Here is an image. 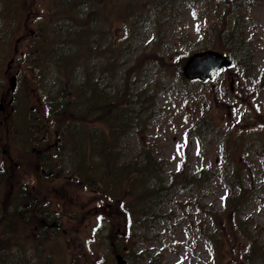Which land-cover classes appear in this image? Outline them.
Returning a JSON list of instances; mask_svg holds the SVG:
<instances>
[{"label": "rangeland", "instance_id": "rangeland-1", "mask_svg": "<svg viewBox=\"0 0 264 264\" xmlns=\"http://www.w3.org/2000/svg\"><path fill=\"white\" fill-rule=\"evenodd\" d=\"M230 1L179 0L173 9L175 19L167 28L158 25L160 19L154 14L136 22L131 31L118 23L106 39L96 38L101 42L97 51L109 48L110 53H118L116 64L107 66L99 55L89 62L88 74L80 69L72 75L73 90L89 76L90 84L107 97L122 89L129 90L130 96L144 92L152 97L143 114V126L128 130L116 142L118 158L128 162L138 159L140 163L151 152L159 164L158 179L170 188L165 199L140 218L138 213L126 215L121 201L104 198L100 190L109 189L89 186L80 162L83 157L70 141L60 145L61 156L55 159L56 153L47 152L48 145L57 140L52 131L43 150L28 137L32 127L28 120L34 116L38 127L45 119L49 127L61 129L55 110L47 104L59 89L58 76L46 74L36 83L35 72L25 62L24 50L17 52L18 46L16 54L5 58L4 64L0 62V173L9 171L16 179L23 175L31 196L49 205L60 216L64 230H69L66 236L49 233L37 241L33 223L18 225L16 232H21L28 246L24 253L27 264H116L111 244H120L127 251L128 264H248L249 260L243 261V251L250 240L264 248V0H244L237 7L243 14L244 38L252 54L248 77L234 65L211 81H189L179 67L180 59L206 43L208 30L228 13ZM24 2L30 4L31 0ZM40 6L36 2L35 9ZM21 38L18 35L17 40ZM148 55L159 57L160 62ZM141 56L146 61H139ZM136 61L138 65L126 81V70ZM13 75L18 76L14 94L10 93ZM12 96L14 104L9 105ZM24 130L28 131L26 138ZM64 133L59 134L63 141ZM97 160L102 171L101 156ZM3 166L6 170L1 172ZM78 166L79 173L70 171ZM43 170L54 174L47 178ZM179 173L198 182L172 186ZM156 183L159 180L151 182ZM240 186L248 192V201L239 211L242 229L237 231L239 224L228 222L223 231L226 236L218 237L220 254L212 236L218 232L216 222H227L228 215L215 216L226 210V200L237 196ZM6 197L1 188L0 202L7 204ZM128 232L131 240L123 243L130 239ZM113 236L124 237L119 241Z\"/></svg>", "mask_w": 264, "mask_h": 264}, {"label": "trees", "instance_id": "trees-1", "mask_svg": "<svg viewBox=\"0 0 264 264\" xmlns=\"http://www.w3.org/2000/svg\"><path fill=\"white\" fill-rule=\"evenodd\" d=\"M178 1L31 0L30 4H26L24 0H0V62L5 61L4 59L10 54H14L15 46H18L21 48L19 50H24L26 63L31 65V70L37 72L36 82L44 80L46 74L48 77L58 76L60 81L64 79L63 83L71 82L72 75L77 73V70L82 69L88 74L89 62L99 55L106 61L107 66L116 64L115 58L118 53H110L109 48L102 51L99 48L97 51L96 47L101 45L100 41L96 42L97 37L100 40L106 39L110 28L118 23L125 25L131 31L136 26V22L147 19L146 16L151 14L158 15L159 26L170 27L175 19L173 9ZM36 2L41 6L35 9ZM243 2L244 0L230 1L228 13L218 22L213 23L206 34V43L200 49H194V52L209 48L228 52L248 72L253 66L252 54L250 44L244 38L243 15L237 11V7ZM35 11H38V17L32 22ZM31 30L34 33H31ZM21 31L22 34H18ZM18 35H22L20 40H17ZM149 57L160 62L159 57ZM139 61L144 62L146 58L141 56ZM183 62L184 59H181L180 65ZM136 65H138L137 61L126 70V81L129 80ZM89 83L90 79L87 78L78 90L71 89L72 98L69 100L62 90L50 98V105L54 106L57 114L55 121L68 135L65 136L64 143L70 138L74 147L80 148L79 152L84 159L81 162L90 187L96 185L95 188H109L108 192L100 190V193H104L107 198L114 201L121 200L125 207H129L128 199L132 198L133 214L138 213L139 218L143 215L147 216L153 205L165 199L164 196L170 188L165 187L158 179L159 164L151 156V152H146L140 163L137 162L138 160L120 162L116 142L128 129L136 130L143 126V114L151 106L152 97H147L144 92L130 96L129 90L127 92L124 89L107 97L103 90L99 92L95 85ZM41 122L40 127L32 122V127L28 128L31 132L30 136L28 131L25 133L27 128L25 123L22 136L25 138L28 136L33 141L40 137L39 142L42 143L43 138L50 135L51 129L43 120ZM97 122L100 123H98L99 129L95 126ZM90 124L92 125L89 126ZM100 156L103 161L102 171L97 162ZM6 177L4 176L2 183L7 188L6 201H9L10 205L1 203L0 264H27V257L22 253L23 242L18 239L16 232L17 219L20 218L16 212V205L13 204L16 198L13 192L8 193L9 188L14 185V179L11 176L8 179ZM187 179L183 173H179L174 176L172 186L198 182V179ZM153 180H159V183L152 185ZM34 201L36 199L25 191L20 192L19 202L22 206L26 207L29 202ZM247 201L248 192L241 188L237 196L227 199L226 210L215 216L216 219H220L221 216L228 215L227 222H216L218 232L212 236V241L220 254L222 241L218 237L226 236L223 231L228 229L229 223L230 225H233L232 222L238 223L237 231L242 229L239 211L245 207ZM35 207L32 205L33 209ZM45 215L54 217L50 213ZM36 218H32L36 222L35 226L41 225L39 217ZM113 238L120 241L122 236L117 239L113 236ZM116 248L122 251L120 244H116ZM243 257H245L243 261L249 260L248 264H254L257 260V264H264V248L257 241L250 240L247 249L243 251Z\"/></svg>", "mask_w": 264, "mask_h": 264}, {"label": "water", "instance_id": "water-1", "mask_svg": "<svg viewBox=\"0 0 264 264\" xmlns=\"http://www.w3.org/2000/svg\"><path fill=\"white\" fill-rule=\"evenodd\" d=\"M232 64L233 60L230 57H225L221 53L213 50H207L191 55L183 67V73L190 80L212 79L223 67ZM12 89H15L14 79H12ZM116 259L117 264H127L121 255H117Z\"/></svg>", "mask_w": 264, "mask_h": 264}, {"label": "flooded vegetation", "instance_id": "flooded-vegetation-1", "mask_svg": "<svg viewBox=\"0 0 264 264\" xmlns=\"http://www.w3.org/2000/svg\"><path fill=\"white\" fill-rule=\"evenodd\" d=\"M2 101L5 102V101H6V98H3ZM9 102H10V101H9ZM9 102H8V103H9ZM9 104H10V103H9ZM59 142H60V139L57 141V144H59ZM57 147H58V146H57ZM49 229H53L54 231L59 230V229H60V230H63V229H64V225H63L62 223H59V224H58L57 222H55V223L49 225ZM66 229H67V228H66ZM66 229H65V230H66ZM65 232H67V231H65ZM65 234H68V233H65Z\"/></svg>", "mask_w": 264, "mask_h": 264}]
</instances>
